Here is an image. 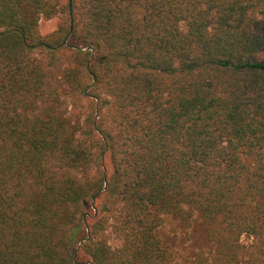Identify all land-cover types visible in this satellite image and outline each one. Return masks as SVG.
I'll return each mask as SVG.
<instances>
[{
	"label": "trees",
	"instance_id": "1",
	"mask_svg": "<svg viewBox=\"0 0 264 264\" xmlns=\"http://www.w3.org/2000/svg\"><path fill=\"white\" fill-rule=\"evenodd\" d=\"M166 217L264 264V0H0V264H183Z\"/></svg>",
	"mask_w": 264,
	"mask_h": 264
},
{
	"label": "rangeland",
	"instance_id": "2",
	"mask_svg": "<svg viewBox=\"0 0 264 264\" xmlns=\"http://www.w3.org/2000/svg\"><path fill=\"white\" fill-rule=\"evenodd\" d=\"M58 1L61 4L67 2V0ZM59 16L51 18H44L42 16L39 20L40 33L45 35L53 31L57 26ZM85 115L83 114V116ZM107 160L105 159L104 166L109 171L110 166ZM159 232L163 242L175 250L179 260L183 264H197L195 263V259L198 251L206 250L211 246V243L207 239V224L199 220L198 217L192 220L189 225L177 219L166 217ZM242 239L244 242L247 241L246 236H243ZM77 258L80 260L79 264H89L85 263V258L80 253L77 254Z\"/></svg>",
	"mask_w": 264,
	"mask_h": 264
}]
</instances>
